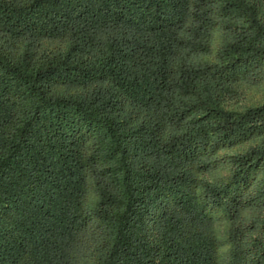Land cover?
Returning <instances> with one entry per match:
<instances>
[{
  "label": "trees",
  "instance_id": "16d2710c",
  "mask_svg": "<svg viewBox=\"0 0 264 264\" xmlns=\"http://www.w3.org/2000/svg\"><path fill=\"white\" fill-rule=\"evenodd\" d=\"M261 67L264 0H0V264H264Z\"/></svg>",
  "mask_w": 264,
  "mask_h": 264
},
{
  "label": "rangeland",
  "instance_id": "374dc122",
  "mask_svg": "<svg viewBox=\"0 0 264 264\" xmlns=\"http://www.w3.org/2000/svg\"><path fill=\"white\" fill-rule=\"evenodd\" d=\"M228 100V107L240 109L244 106L254 105L264 100V68L255 70L252 74L242 78L236 86V94ZM249 142H244L235 146L226 147L217 152L218 156L231 155L238 153L247 147ZM223 169L216 168L208 173H204L203 177L210 178L223 173Z\"/></svg>",
  "mask_w": 264,
  "mask_h": 264
}]
</instances>
